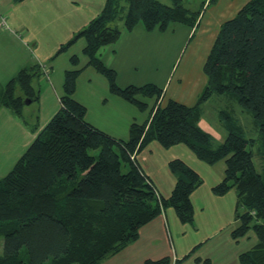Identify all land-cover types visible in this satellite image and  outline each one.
Listing matches in <instances>:
<instances>
[{"label": "trees", "instance_id": "obj_1", "mask_svg": "<svg viewBox=\"0 0 264 264\" xmlns=\"http://www.w3.org/2000/svg\"><path fill=\"white\" fill-rule=\"evenodd\" d=\"M171 1L172 5L161 0H106L102 11L56 55L84 38L87 65L107 78L110 91L147 109L148 100L156 104L163 88L151 82L120 86L117 70L99 51L120 37L121 21L128 30L140 22L147 30H164L171 22L195 28L200 14L185 7L183 0ZM71 61L76 64L79 57ZM81 71L65 72L59 110L0 177V264H102L137 240L141 228L169 207L182 222L192 223L191 195L203 178L183 159H172L169 168L177 180L171 194L162 196L135 155L152 140L166 148L185 144L208 164L225 161L224 178L212 190L217 195L237 192L240 224L233 237L239 239L250 229L258 236L257 244L240 254V264H264V176L249 148L254 140L244 135L227 108L220 111L227 130L222 143L199 126L207 101L218 95L233 98L254 115L264 145V0H249L222 23L204 64L207 83L197 102L187 105L171 99L158 105L149 121L131 125L129 140L87 121V107L73 96ZM41 73L39 64L21 68L0 94V106L21 114L26 99L38 100L35 81ZM145 264L171 260L165 256Z\"/></svg>", "mask_w": 264, "mask_h": 264}, {"label": "crops", "instance_id": "obj_2", "mask_svg": "<svg viewBox=\"0 0 264 264\" xmlns=\"http://www.w3.org/2000/svg\"><path fill=\"white\" fill-rule=\"evenodd\" d=\"M105 3L106 0H24L21 2L0 0V94L7 82L15 77L21 68L32 64H39L42 72L46 70L45 72L50 78L43 86L39 84L41 91L36 101H39V104L41 102L42 107L39 113L30 116L32 123L27 120L24 110L22 111L23 114H17L7 106H0V143L4 144L2 139L5 137L6 140V137L10 134L15 138L14 142H12V147L10 146L11 150L6 151L5 156H0V171H5V174L1 173L0 177L5 176L12 169L36 136L59 110L60 97L65 93L64 82L67 70L82 69L77 77V86L73 96L87 107V121L117 139L129 140L131 125L149 121L158 105L165 106L171 99L187 105H194L197 102L207 83L206 75L205 77L204 75L200 77L191 87L184 90V88H180V78L176 79V85L171 87L170 84L168 86L169 73L164 87L157 84L164 90L157 103L154 104V100L150 99L148 100L149 107L140 109L134 103L112 93L107 78L93 66L87 65L88 58L83 54V48L86 44L84 38H80L68 49L56 55L61 45L67 43L77 31L85 27L102 11ZM229 11L230 14L233 11L230 5L227 6L223 17H227ZM237 12H233L232 17ZM10 18L11 21H9ZM224 21L226 20H216V24L208 21L201 30L202 34L207 33L206 35L211 41L207 48L208 54ZM200 25L201 22L198 23L197 28ZM197 28L196 30L191 28L188 36L194 30L196 32ZM125 29L128 31L125 41L130 43L136 42L138 39L145 41L152 36L142 35L143 32L163 31L160 29L147 30L141 22L132 30ZM137 30L139 32L142 31L140 36L134 33ZM122 36L123 32H121L120 37L115 42L103 46L99 51V56L108 66L117 70V82L120 86L138 85L133 80H130L133 82H123L121 80L120 67H122V71L123 68L128 71L127 66L129 68L134 66L129 57L124 59L120 55V51L123 48L122 44H120ZM152 37L158 38L160 41V36L155 37L153 35ZM128 47L131 49V46ZM74 55L79 57V61L76 64L71 61V57ZM123 59L125 65L121 66ZM153 61L154 57L152 61L149 62L147 59V62L143 61L140 64L143 68L151 69ZM205 62L203 63V71ZM134 67L138 69V67ZM41 75L42 73L38 81H40ZM131 77H133L132 74L126 78L133 79ZM147 83H150V81ZM151 83L156 84V82ZM49 103H51L49 105L50 112L47 113V116L42 121L41 113H43L42 111L45 110ZM148 109L147 114L145 111ZM220 122L223 126L221 118ZM199 126L209 132V129L205 128L203 120L199 122ZM9 144V141H5V147L9 146ZM135 155L143 172L150 177L162 196L165 197L171 194L177 180L172 171H167L170 160L181 158L197 170L203 178V183L191 195L195 216L193 223L190 224H193V227L195 225L197 205L200 206L199 209L203 213L200 218L209 220L208 214L212 213L209 211V205L214 201V197L211 196L213 194L212 187L224 178L225 161L223 163L219 161L215 164H208L200 160L186 145L177 144L166 148L157 140H152L142 148L137 149ZM158 167H161L163 171L160 177H158ZM167 167L168 169H166ZM204 172L208 174L209 180L203 176ZM181 223L177 212L174 209H170V207L167 208L158 217L141 228L137 240L118 253L108 257L102 264H145L147 259L157 260L165 256L171 257V255H173V260L178 264V261L191 255L189 251L193 248V246L189 247L185 240L180 239V235H177L179 237L177 238L178 244L173 242L174 238L170 227L176 228L177 234L185 233L182 232ZM228 224L231 225L230 222ZM223 226L224 223L219 221V226L215 227L214 230L202 234L206 235V238L201 241L198 240V245L201 246L205 241L216 237V245L220 248L233 247V242L237 243L239 241V239L233 237L234 228L230 232L226 231V235H220ZM199 256L203 257L202 255Z\"/></svg>", "mask_w": 264, "mask_h": 264}, {"label": "rangeland", "instance_id": "obj_3", "mask_svg": "<svg viewBox=\"0 0 264 264\" xmlns=\"http://www.w3.org/2000/svg\"><path fill=\"white\" fill-rule=\"evenodd\" d=\"M161 1L168 5H172L171 0ZM248 1L249 0H183L185 7L189 8L190 11L196 12V14H200L198 23L201 22V25L198 28L197 25L195 30L196 28L198 30L196 32H194V30L190 36H188V32L192 27L181 22H171L163 31L157 30L156 32L153 31L151 33L143 32V34L142 31L139 32V30L134 32L137 36H140L141 34L154 35L155 37L160 36V41L158 38L152 36L148 37L145 41H142L141 39H138L133 43L125 41L128 31L125 29L123 22H119L118 26L123 32L122 39L120 40V44H122L123 48L120 51V55L124 59L129 57L132 64L138 67L137 69L134 66L133 68L127 66L128 71L124 68L122 71V67H120L121 80H123V82L134 81L138 85H143L150 81L156 82V84L164 87L167 80L166 78L170 73L167 83L168 86L171 84V87H173L176 85V79L180 78V88L186 90L191 87L200 77L203 75L205 77L206 75L203 71V63L208 55L207 48L211 41L207 37V33H201L202 28L208 21H212L216 24V20H227L228 18H231L234 14L233 12H237ZM228 5L233 8V11L231 14L229 11L227 17H223ZM11 18L9 21H11ZM128 46H131V49H129ZM153 57L154 61L151 64V69L143 68L141 66L140 62H147V59L150 62ZM124 59L121 62V66L125 65ZM130 74H132L133 77L131 78L133 79L126 78ZM48 80H50V78L45 70H43L40 81H35V85L39 88V92L41 91L40 85L43 86ZM220 97V95L214 96L205 103L203 119L201 118L200 121L203 120L205 128H208L209 132L212 133L215 142L220 144L225 140L227 134L225 128L220 122V111L227 108V110H229L235 117L236 123L243 127L245 131L244 135L248 139L254 140L253 144L249 145V148L254 153L253 160L257 171L264 176V145L262 144L260 126L257 124L254 115L248 109L243 108L236 99L232 98L228 100ZM32 102H26L24 109L22 108V111L24 110V114L30 123H32L30 116L39 113L40 108L42 107L41 102L40 104L39 101ZM49 105H51V103H49L45 110L42 111V115L40 114L42 121L44 120L43 118L47 116V113L50 112ZM148 111L149 109L146 110L145 113L148 114ZM14 140L15 138L11 136V134L6 137V140L5 137L2 139L4 144L0 143V156H5V152L11 150V145ZM5 141L10 142L9 146L5 147ZM223 161L224 160H221L220 163H223ZM168 167L166 169H168ZM158 169V177H160V175L163 174V171L161 167H158ZM123 170L126 171L127 167L124 166ZM169 170L170 168L167 171ZM4 172L0 171V174L3 173L4 175ZM203 176L209 180L207 173L204 172ZM211 196L214 197V201L209 205V211L212 212L211 214H208L209 220H206V218H200V215L203 213H201V210L199 209L200 206L197 205V217L195 219L194 227L193 224L184 223L180 219L179 221L182 222L181 227H183L182 232L185 233L177 234L176 228L170 227L174 243L178 244L177 238L179 237H177V235H180V239L185 240V243H187L189 247L193 246L189 251L191 255L187 256L186 259L178 261V264H239L240 254L253 248L258 242V236L255 231L250 229L245 235L239 238L237 243L233 242V247L227 246L226 248H220L216 245V237L212 240L209 239L208 241H205L201 246L198 245V240L201 241L203 238H206V235L202 234L214 230L215 227L219 226V221L224 223L220 235H226V231L230 232L240 224V221L237 218V195L234 189L224 195H217L213 192ZM204 215L206 216L205 213ZM228 222H230L231 225L228 224ZM199 255H202L203 257H200ZM173 259V255H171V264H176V261Z\"/></svg>", "mask_w": 264, "mask_h": 264}, {"label": "water", "instance_id": "obj_4", "mask_svg": "<svg viewBox=\"0 0 264 264\" xmlns=\"http://www.w3.org/2000/svg\"><path fill=\"white\" fill-rule=\"evenodd\" d=\"M31 101H32L31 99H28L26 102H27V103H31Z\"/></svg>", "mask_w": 264, "mask_h": 264}, {"label": "built area", "instance_id": "obj_5", "mask_svg": "<svg viewBox=\"0 0 264 264\" xmlns=\"http://www.w3.org/2000/svg\"><path fill=\"white\" fill-rule=\"evenodd\" d=\"M46 71V70H45Z\"/></svg>", "mask_w": 264, "mask_h": 264}]
</instances>
